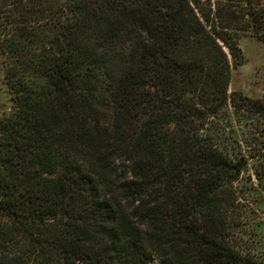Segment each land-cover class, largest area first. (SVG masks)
I'll return each instance as SVG.
<instances>
[{
    "label": "trees",
    "instance_id": "1",
    "mask_svg": "<svg viewBox=\"0 0 264 264\" xmlns=\"http://www.w3.org/2000/svg\"><path fill=\"white\" fill-rule=\"evenodd\" d=\"M263 5L0 0V264H259L232 235L260 153L228 154L219 120L264 116L229 94Z\"/></svg>",
    "mask_w": 264,
    "mask_h": 264
},
{
    "label": "rangeland",
    "instance_id": "2",
    "mask_svg": "<svg viewBox=\"0 0 264 264\" xmlns=\"http://www.w3.org/2000/svg\"><path fill=\"white\" fill-rule=\"evenodd\" d=\"M264 3V0H259ZM264 6V5H263ZM237 28L246 24H237ZM240 32L238 40L244 56L243 64L236 66L232 59V78L229 94L239 93L242 97L264 101V42L260 41L251 29ZM238 103L229 101L219 123L225 129L234 146L228 152L250 155L258 152V160L249 161L241 179L235 184L239 200L237 215L240 227L232 236L244 254L254 256L259 264H264V151L261 153V140L264 134V116L251 112L247 107L236 109ZM13 101L5 82L4 67L0 60V120L13 112Z\"/></svg>",
    "mask_w": 264,
    "mask_h": 264
}]
</instances>
